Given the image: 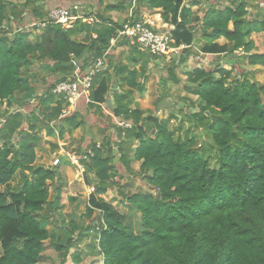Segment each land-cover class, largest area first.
Here are the masks:
<instances>
[{"label": "trees", "instance_id": "trees-1", "mask_svg": "<svg viewBox=\"0 0 264 264\" xmlns=\"http://www.w3.org/2000/svg\"><path fill=\"white\" fill-rule=\"evenodd\" d=\"M42 1L0 0V110L7 106L0 111V264H41L47 242L63 258L62 264L70 255L79 264L81 253L71 251L92 232L100 239L104 264H264V85L255 81L252 71L236 69L244 62L264 68V54L255 53L253 39L264 33V20L248 18L245 0H228L230 5L224 10L210 8L205 13L206 44L201 52L224 55L229 64L213 71L199 68L187 78L191 88L186 89L197 98L199 111L191 116L193 131L182 139L169 129L173 116L161 121L136 103L135 93L143 96L146 84L138 82L141 74L133 64L145 55L130 38L118 39L123 25L107 18L125 10V1L87 15L101 26L79 21L67 30L48 25L31 39L24 29L44 21L49 13ZM105 1L110 0H100V5ZM140 4L160 10L163 22L175 28V46L189 47L183 54L190 57L196 38L192 14L183 0H140ZM225 40L228 44L222 45ZM115 46L127 47L130 53L126 64L115 67L121 90L110 86L111 62L94 80L89 107L100 111L112 92L114 116L129 127H117L116 143L100 147L92 143L84 155L86 174L98 182L89 197L86 218L99 211V225L83 228L71 221L62 226L55 220L60 204L51 202L50 192L61 183L60 167L38 164L43 141L40 121L34 110L32 116L22 111L37 96L33 65H43L47 77L53 78L41 98L42 115L59 121L68 103L56 102L49 113L47 106L55 101L51 91L74 78L81 62V74H85ZM183 64V59L173 58L168 70L176 84V68ZM16 106L21 111H12ZM57 126L64 137L66 131L78 130L85 122L73 114ZM200 131L206 134V145L201 143ZM48 134L54 131L49 129ZM116 158L130 177H135L132 163H141L140 175L154 192L130 194L129 185H122L125 176L117 170ZM18 175L21 184L14 188ZM86 182L90 184L88 177ZM112 188L140 215V234L131 231L126 216L104 199ZM51 219L53 225H49Z\"/></svg>", "mask_w": 264, "mask_h": 264}, {"label": "rangeland", "instance_id": "rangeland-1", "mask_svg": "<svg viewBox=\"0 0 264 264\" xmlns=\"http://www.w3.org/2000/svg\"><path fill=\"white\" fill-rule=\"evenodd\" d=\"M122 1L121 0H114L113 5L119 4ZM127 1H130V0H127ZM245 1L247 2V5H248V13H249L248 18H250V20H255V17H256L255 11H258L257 18L259 20L260 19L262 20L263 19V13L262 12H263L264 7H261V4H264V0H245ZM224 2H228V0H224ZM225 4H227V3H225ZM139 5H140V0H138V2L136 4L134 14L136 13V10L139 7ZM228 5H230V3ZM231 6H232V4H231ZM31 7H33V6H31ZM145 8H146L145 5H140L138 12L141 14V11H144ZM131 9H132V6H131L130 10ZM124 12H125L124 10L118 11L119 14H121V13L124 14ZM130 15H131V12H130ZM130 15L126 21H128L130 19ZM32 23H34V22H32ZM30 25H28V27L26 29H24L23 33H29L30 32L32 35L31 39H34L36 36H39L40 34H38V30H33L34 28L31 27L33 24L31 26ZM21 30H22V28H19L17 31L20 32ZM14 34L15 33H13L12 36H14ZM254 39H256L255 41L259 45V47L256 50L259 53L264 54V35H262V36L257 35V36H255ZM122 52L127 54L126 49H123ZM122 57H123V55H122ZM145 57L146 58L143 60L144 63L142 65V67H144L146 69V71L148 70V73H149V76L147 78L148 79V81H147L148 89H147L146 94L143 96H140L139 93H135L136 100H139L137 105L141 109L149 111L150 114L154 115L155 118H158L161 121H163V120L165 121L167 119H170L171 116H173V118H172L173 120L169 124V129L171 131L175 132L176 137H181L182 139H184L186 137V135L188 133H191L194 129L193 122L191 121L192 114L198 113V111H199L198 106H197L198 105L197 104V98L195 96H193L189 92V90L186 89L189 86V84L187 82V78L192 74V72L194 70L199 69L203 66H207L208 60H209V62L210 61H212V62H211V64H209L210 68H208L207 71H213L216 68V66L222 64V63L219 64L222 60L219 61L218 58L211 57V58H208L207 60H205L204 65H202L203 64L202 61L197 60V59L192 60L189 57H187L186 55H184L183 53H181L180 55L174 56L173 58H176L178 60H180V58H181L184 61V64L182 66H178L176 68L175 73H176V77L178 79L177 80L178 83L176 84V81L170 79L169 71H168L170 66H171L172 60L154 57L148 53L145 54ZM203 59H205V58H203ZM125 61L127 62V60H125ZM228 61L229 60H227L226 58H223V64L222 65L227 66V64H229ZM83 65H84V62H81L77 66L78 67L77 71H76L77 74H81L82 70H81L80 66L83 67ZM138 66L140 67L141 65H138ZM142 67H141V70H142ZM249 68L251 69V71H253V73H255V81L264 85V68L263 67H261V66L254 67V68L250 67V66L248 67V64L246 62H244V65L242 63H239L238 67H236L237 70L239 69V72L241 70V73H243V70H246ZM54 81H55V79H54ZM37 85H38L39 93L37 94V96L35 98L36 102L33 104L28 103L23 108L24 111L28 114H30L32 112V109L35 107L33 105L38 103L39 102L38 100L40 99V97L42 95H44L45 92L47 93V90L50 88V86L53 85V78L52 77H50V78L44 77L43 80L41 79L37 83ZM229 87H231V85H229ZM107 108H108V110L106 112L109 113V111H111V109H112V105H110V106L107 105ZM0 111L3 112L4 110L1 109ZM88 113L93 114V111L90 110ZM108 113H106V115L104 117V119H105L103 121L104 126L106 127L107 125L111 124L110 125L111 129L112 128L117 129L118 124L121 122V120L116 121L115 122L116 124H115L113 122L115 118L111 117ZM111 114H112V112H111ZM85 118L87 119V122H89L90 117L86 116ZM89 124H90V122H89ZM112 126H114V127H112ZM71 137H73V134L71 135ZM79 137L81 138L80 135L78 136V138ZM108 137L109 136H107V138ZM200 137H201V143L206 145L205 141H206L207 137H206L205 132L200 131ZM73 140L74 141H72V142L74 145H75V143L78 142L77 148L75 147V148L68 149V150L76 152L79 155L80 154L79 149L82 148V140H80V141H77V139H73ZM110 141L112 142V144H114L118 141V137L116 135H114L112 137L110 136ZM79 143H81V144H79ZM71 146L74 147L73 145H71ZM84 153H85V151H83V149H82V155L81 156H84L85 155ZM46 154H47V152H45L44 148H43V150L42 149L39 150V156H40L39 161L42 162L46 158H47L46 159L47 162L49 160L54 161V159H55L54 155H53V157L51 155L49 157H47V156H45ZM114 154L116 157H118V152L115 148H114ZM115 162H116L117 170L119 172L123 173V175L125 176L124 177L125 180L122 183V185H129L128 188H126V189H128L130 194H135L138 192H142V193L154 192V190L150 186L147 185L145 179L140 175V172H139V166L140 165L139 164L134 165L135 177L133 179H128L129 177L126 174V172L124 171V169H123L118 158H116ZM73 172H74V174L76 173L75 170ZM20 177L21 176L18 175L15 182L13 183L14 188L20 187V184H21V178ZM18 183H19V185H18ZM76 183H81V182L77 181ZM56 184H54V185H56ZM82 184L83 183H81V185ZM84 192H86V191H84ZM73 194L78 195V198H75V196L72 197L74 199L73 202H70V200H66L67 201V203H66L67 212L66 213L61 212L62 210H65L66 208L61 209L59 212L56 213L55 220L62 221V223H63L62 226L68 225L71 221H76V223H79L80 225H82L83 228L84 227L85 228H88V227L91 228V226L99 225V222L101 220V213L99 211H96L95 214L92 216V218H90V219L86 218V212H87V208H88V197L80 196V194L75 192V191L73 192ZM105 199L107 202L111 203L113 206H116L117 209L122 214H124L126 216V225H127V227L130 228L131 231L135 232L136 234H140L142 232V221H141L140 215L138 213H136V211L133 208H130L128 206V204L122 200L123 198L119 195V193L117 192V190L115 188L114 189L112 188L111 190H109V192L105 196ZM60 204H65V203H60ZM58 215H60V218H58ZM53 221L54 220L51 219L49 221V225H53ZM84 239H86V241H88V243H87L88 245L85 249H87L89 251V253L86 255V258H84L86 260H83L81 258V262L79 264H81L83 261L86 262L85 264H103V260H102L103 257H102V253L100 252L99 248L97 247V241H96L97 237H96L95 232L90 233ZM45 245H46L47 250H49V251L53 250L52 247H50V244L48 242ZM74 249L80 251L78 247H75ZM71 253L73 254L74 251H71ZM57 257L61 259V257H59V256H57ZM68 262L69 263L72 262V256H71V259H68Z\"/></svg>", "mask_w": 264, "mask_h": 264}, {"label": "crops", "instance_id": "crops-1", "mask_svg": "<svg viewBox=\"0 0 264 264\" xmlns=\"http://www.w3.org/2000/svg\"><path fill=\"white\" fill-rule=\"evenodd\" d=\"M99 1L100 0H90V1L89 0H43L42 3L44 5L46 11H50V10H54V9H60V8H70V7H73L75 5H78V6H80L81 11L83 12V14L85 16H87V15H96L100 11L102 13V12H104V10H105V8H106V6L108 4L109 5H113L114 4V0H110V1H107V2L105 1L104 5H100ZM124 1L126 3L125 4L126 9L124 10L125 11L124 14H122V13L119 14L118 11H115V12L110 13L109 15H107V18H111L115 22L121 23L122 25H124L127 22L126 20L129 18L130 8L132 6L130 1L123 0L122 2H124ZM122 2H120V3H122ZM183 3H184V7L187 10H189L190 13L192 14V18L190 20H191L192 27H193V33H194L195 38H196L195 44L192 47L193 52H192V54H191V56L189 58L192 59V60L193 59H197V60L202 61V63H203L202 65H204V61L205 60H207L208 58H211V57L218 58L219 61L222 60L219 64L223 63V58H225L224 55L223 56L209 55V54H204V53L201 52L202 47L206 44V40L203 37L204 34H203V31H202V26H203V18L205 16V13L208 11V9L216 8V9L224 10L225 8L229 7V5H228L229 3L228 2H224V0H183ZM225 3H227V4H225ZM140 5H143V4H140ZM140 5H139V7H140ZM139 7L137 8L136 13H135V15H136L135 17L137 19L138 18L142 19L143 17H147L150 21L154 20L156 22L157 26L156 25L155 26L157 28L163 29V30H169V29H171L173 27V26H170V25L165 24L163 22V20L161 18L160 10H150V9H148L146 7L145 10L141 11V14H140L138 12ZM261 7H264V4H261ZM262 13H263V19L262 20H264V8H263V12ZM257 15H258V11H255V16H256L255 20L259 21V19L257 18ZM157 18H159V19H157ZM262 20L260 19V21H262ZM99 26H101V24H99ZM231 27H232V25H231ZM257 35L258 36H262V35H264V33L253 35V39ZM255 40L256 39H254V42H255V45H256L255 53H259L256 50L259 47V45H258V43ZM221 44L225 45V44H228V42L225 40ZM114 45L115 44L113 43V46ZM123 49H126V53L127 54L122 52ZM259 54H262V53H259ZM122 55H123V57H122ZM129 56H130V53H129L127 47H125V48H117L116 46L114 48H112L110 50V52H108L107 55H106L108 68L110 67L109 65L111 64V62H112L111 65L113 67V68H111L110 73H109V76L113 80V82L111 83L110 86H114V88H116V91L117 90L120 91L121 89L119 87L120 86V81H118L116 79V77H115V67L116 66L121 67V65L123 63L126 64L127 62L125 60H128ZM145 58L146 57H144V59ZM203 58H205V59H203ZM143 60L139 61L137 64L134 63L133 66H135V68L141 74V76L138 79V82L146 84V91L144 93V95H145L146 92H147V89H148V87H147L148 79L147 78L149 76V73H148V70H147L145 76L142 75V73L144 72V69H145V68L142 67V65L144 63ZM211 62L212 61L209 62V60H208L207 61L208 65L201 67V69L204 68V69L208 70V68H210L209 64H211ZM138 65H141V66L139 67ZM141 67H142V70H141ZM246 70L251 72L250 68L246 69ZM33 73L37 76V83L41 79L43 80V78L47 77L48 74H49L48 71L45 70L44 66L41 65V64H38V63H35L33 65ZM145 78H146V82H145ZM36 89H37V94H38L39 93L38 85L36 86ZM46 95H47V93L45 92V94L42 95L40 97V99L38 100L39 102L33 105L35 107L32 109V112L30 114L26 113L24 111V109H23L26 105L23 106V108H22V111L25 114H28L30 116H32V113H33V110H34L35 111V117H37L38 120L40 121V122H38V132L43 137V141H42V144L39 146V149H38V157L39 158H40L39 150H41V149L43 150V148L45 149V152H47V154L45 155L47 157H49L50 155L53 157V155H55V154L58 155L62 151H66L68 153H76V152L68 150V149H72V148H75V147L77 148L78 142L75 143V145H74L73 142H72V141H74L73 139H77V141L82 140V148L80 147L81 149H79L80 150L79 156L83 158L84 156H81L82 155V149H83V151H85L84 154H86V152L88 151V147L92 143H94L95 145L100 147V146H104L107 143L112 144V142L110 141V136L112 137V136L116 135L118 137L117 132H116L117 130L114 129V128L111 129L110 128L111 124L107 125L105 127L104 126V122H103L105 120L104 117H105L106 113H108V112H106L108 110L107 105L108 106L112 105V109L110 108L111 111H109L108 114L111 117L115 118L113 122L115 123L116 121L120 120V119H117L114 116V110L116 109V102H115V96L112 93H109L107 95V102L104 105H102V108H101L100 111H98L97 110L98 108H96V107H94V108L89 107L90 99H87V98L81 99L77 103L75 110L72 111L70 116H72L73 114H79L80 115V119L84 120L85 126H82L80 129L72 131V132L66 131L64 137H61L59 129L56 130V129H54L52 127V123L57 122L58 120H46L45 117L42 115V111L44 110V105L41 102V100H42L41 98L45 97ZM53 97L55 98V101L52 104L49 103V105L47 106L50 109L48 111L49 113H51L52 110L57 106L56 102H60V100L58 98H56L54 95H53ZM14 99H16V98H14ZM136 102L138 104L139 100H136ZM18 107L19 106H16V108L13 109L12 111H21V110H19V109H21V107H19V108ZM45 107H46V105H45ZM2 109L4 111H6L7 110V106L4 105L2 107ZM90 110L93 111V114H89L88 113ZM111 112H112V114H111ZM86 116L90 117V120H89L90 124H89V122H87V119L85 118ZM59 121H61L60 117H59ZM112 127H114V126H112ZM118 127H119V124H118ZM49 129H52L54 131L53 135H49L48 134V130ZM72 134H73V137H71ZM79 135L81 136V138L80 137L78 138ZM107 136H109V137L107 138ZM79 144H81V143H79ZM71 145H73L74 147H72ZM130 158L133 159V155H131ZM46 159L44 161H42V162L39 161V159H38V164L42 165V166H46V167L52 168L50 165H51V163L53 161L49 160L47 162ZM63 160H66V159H63ZM136 164H139L141 166V163L134 161L132 163V169H133L134 172H135L134 165H136ZM71 166L72 165L69 162H65V164L60 167V173H61V179H62L61 183L57 182V184L53 185L51 187V190H50V192H51V202L52 203H55V202L57 204L65 203V204H60V208L61 209L66 208V203H67L66 200H70V202H73L74 199L72 197L75 196V198H78V195L73 194L74 191L79 193L80 196L88 197V202H89V197L90 196H88L89 195L88 194V190L91 187H93V186L96 187V185L98 183L96 178L92 174H86V168H84V172H82V171L77 170V168L75 166H72V167ZM140 166H139V171H140ZM74 170L76 171L75 174L73 172ZM124 171H125V169H124ZM87 177H88V179L90 181V184H88L86 182V178ZM128 177H129L128 179H133L134 178V177H130V176H128ZM77 181L81 182L83 184L81 185V183H76ZM18 185H19V183H18ZM58 189H60V192L58 191ZM84 191H86V192H84ZM59 197L61 198V201H59ZM104 199H105V197H104ZM61 212L66 213L67 212V208L65 210H62ZM58 218H60V215H58ZM60 222H61L60 225H63L62 221H60ZM75 240L78 241V237H75ZM87 243H88V241H86V239H83L82 241H80V242L78 241L77 242V247L80 250L79 252H81V258L83 260H86L84 258H86V255L89 253V251L87 249H85L87 247V245H88ZM72 251H75V249H73ZM57 256L61 257L54 250H52V251L51 250L50 251L46 250V252L44 254V258L42 259L41 264H62V257L60 259ZM68 259H71V256H69ZM68 259L65 262V264H78L76 262H73V259H72V262L69 263ZM85 263L86 262L83 261L81 264H85Z\"/></svg>", "mask_w": 264, "mask_h": 264}, {"label": "built area", "instance_id": "built-area-1", "mask_svg": "<svg viewBox=\"0 0 264 264\" xmlns=\"http://www.w3.org/2000/svg\"><path fill=\"white\" fill-rule=\"evenodd\" d=\"M137 2L138 0L132 1L130 19L123 25L122 29L118 31V39L122 37H128L139 47L141 53H148L154 57L164 58L167 60H172L174 56L184 53V51L189 48L185 45L179 47L175 46V41L172 35L175 30L174 27L169 30H163L153 25L147 17L137 19L134 14ZM79 21L88 26L99 24L98 19L93 16H85L81 11L80 6L75 5L70 8L50 10L47 18L44 21H39L30 26L34 29L38 28V32L41 29L46 28L48 25H56L62 27L63 29L70 30L74 27L75 23ZM94 37L96 38V36ZM239 55H241L240 52ZM106 69H108L106 57L100 58L93 66L90 67L87 73L77 74L74 78L70 77L67 80L59 83L51 91L52 96L54 95L60 101L68 103V105L62 111L60 120L69 117L81 99H90L95 78L98 74L105 71ZM35 102L36 99H33L29 103L33 104ZM57 124L58 122L52 123V127L56 130L58 129ZM128 127L129 125L125 121L121 120L119 123V128L126 129ZM88 153L91 154V151ZM54 156L55 159L51 163L50 166L52 168L50 169L61 167L65 164V162H69L72 166H75L77 170L84 172L85 166L83 165V160H87L86 157L82 158L77 153H68L66 151H62L58 155L55 154ZM94 193L95 186L88 190L89 196ZM96 241L97 247L100 250V239L97 238ZM102 257L104 264L105 259L103 254Z\"/></svg>", "mask_w": 264, "mask_h": 264}, {"label": "bare ground", "instance_id": "bare-ground-1", "mask_svg": "<svg viewBox=\"0 0 264 264\" xmlns=\"http://www.w3.org/2000/svg\"><path fill=\"white\" fill-rule=\"evenodd\" d=\"M151 23L153 24V25H156L157 26V24H156V22L153 20V21H151Z\"/></svg>", "mask_w": 264, "mask_h": 264}]
</instances>
